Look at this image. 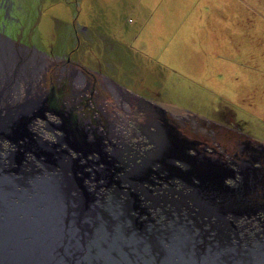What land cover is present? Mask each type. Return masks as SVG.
<instances>
[{
    "label": "water",
    "instance_id": "water-1",
    "mask_svg": "<svg viewBox=\"0 0 264 264\" xmlns=\"http://www.w3.org/2000/svg\"><path fill=\"white\" fill-rule=\"evenodd\" d=\"M163 120L166 133L179 138ZM24 121L0 120V139L25 149L5 155L0 147V264H264L263 143L247 139L238 161L192 157L196 166L181 168L189 173L183 191L172 183L185 174L174 165L185 157L180 146L168 157L155 142L133 164L120 148L107 155L98 145L85 164L81 157L94 148L74 149L72 157L61 143L36 138L27 123L21 131ZM59 131L74 145L88 141L73 122ZM166 170L176 176L163 178ZM211 170L215 177L205 174ZM207 181L220 199L207 197Z\"/></svg>",
    "mask_w": 264,
    "mask_h": 264
},
{
    "label": "rangeland",
    "instance_id": "rangeland-1",
    "mask_svg": "<svg viewBox=\"0 0 264 264\" xmlns=\"http://www.w3.org/2000/svg\"><path fill=\"white\" fill-rule=\"evenodd\" d=\"M235 1L0 0V39L19 54L40 57L45 63L41 69L44 83L41 79L37 83L44 92L39 93L41 108L51 106L53 92L56 100L59 98L56 105H63L60 90L63 92L64 76L69 70H84L99 73H95L99 79L111 80L118 95L130 97L136 112L148 105L137 98L149 101V113L141 116V128L151 131L149 134L157 132L155 121L162 125L163 118L178 116L174 127L179 138L174 136L177 144L172 142L171 151L178 146L185 151V157H176L174 165L187 170L196 166L192 157L198 156L202 162L207 152L196 143L193 149L189 143L181 144L185 140L208 139L224 144L231 136L241 137L242 142L251 138L264 144V43L259 46L243 38L241 31L251 30L255 21L240 22L224 9ZM250 43L259 50L256 55H249ZM70 59L76 67H64ZM12 63L6 66L12 67ZM61 74L64 76L60 78ZM63 107L59 109L64 114ZM56 115L48 114L47 118L50 125L60 127L62 122ZM37 118L34 122L40 127L42 118ZM206 130L213 131L214 141L210 133L204 134ZM37 132V138L49 145L59 142L76 157L68 144L57 139L62 135L57 128L52 136ZM89 137L95 139L96 135ZM145 137L149 151L155 142ZM109 151L112 155L113 147ZM130 156L123 154L124 159L136 164L145 158ZM183 172L180 180L174 178L172 183L178 190L187 191L182 182L189 173ZM170 175L176 176L174 171L166 170L162 177Z\"/></svg>",
    "mask_w": 264,
    "mask_h": 264
},
{
    "label": "flooded vegetation",
    "instance_id": "flooded-vegetation-1",
    "mask_svg": "<svg viewBox=\"0 0 264 264\" xmlns=\"http://www.w3.org/2000/svg\"><path fill=\"white\" fill-rule=\"evenodd\" d=\"M2 45L7 47V45L0 39V62L4 65V68H0L2 70H0V72L2 74L4 72V74L2 76L0 75V77H7V79H10L11 81L14 80L13 82L17 83V76L20 74V70L23 71L27 67H25V65H21L20 60H18L20 54L16 50L8 46L11 49L6 51L2 48ZM9 57L11 59L15 57L11 60V62H13V66L10 68L6 66V64L9 63L6 59H10ZM67 66L76 67V65L71 62V59L67 60L64 67ZM60 71L62 72L61 69ZM24 73L30 74L31 72L24 71ZM95 73L84 70H69L66 77L62 74L59 75V77L64 76V81L61 87L63 92L60 90L64 112L72 116V122L77 124L80 129H86L87 132H89L88 135L95 134L96 137L101 140V146L105 147L103 148L104 153L108 154L110 152L109 149L113 147V150L121 148L122 151L124 150V154H132L131 156L133 157H142L148 151L149 144L145 137L148 132H145L143 128H141V118L147 116L149 113L150 108H147L149 107V104L147 103L148 105H144L143 108L139 107L136 112L130 97L124 96L126 94L118 95L119 93L117 94L115 91L116 89H114L117 87L114 86V83L111 80L107 77L99 79L98 76H96V74L99 73ZM13 90L10 92L15 94L17 93L16 95L19 97L22 95H32L29 90L18 91L19 88ZM139 101L145 102L143 99H140ZM141 111L142 113L140 114L139 112ZM178 118V116H175L173 119L168 121L175 126V122ZM41 124L42 127H37L36 122H33V124L31 123L29 126V132L33 134L34 130L39 129L41 133H45V131L48 130V127H46L43 122H41ZM43 128H46V130ZM206 131L208 132H205L204 134L207 136L211 134L213 136L212 140L214 141L216 137L213 131ZM47 136L52 135L49 134ZM116 136L119 137L117 140H115ZM241 136L243 135L241 134ZM239 138L241 137L233 139V137L230 136L224 140V144L217 142L216 140L210 143L208 139L200 141L193 140V142L200 146L201 149L205 151L204 153L207 152L226 160H230L231 157H235L234 159L237 158L236 160H238L240 153L243 151L241 143L245 142H242L243 139L240 140ZM0 147H3L2 152H4L5 155L16 150L15 145L9 143L7 140L2 142L0 141ZM230 151L232 152L231 154H229ZM97 156H91L90 160H95Z\"/></svg>",
    "mask_w": 264,
    "mask_h": 264
},
{
    "label": "bare ground",
    "instance_id": "bare-ground-1",
    "mask_svg": "<svg viewBox=\"0 0 264 264\" xmlns=\"http://www.w3.org/2000/svg\"><path fill=\"white\" fill-rule=\"evenodd\" d=\"M2 48L4 50H6V51H8L9 49H11L9 47L6 48V46H3ZM14 58L15 57H13L12 59H14ZM12 59L11 58L10 59H6V61H11ZM18 60H20L21 65H25V67H27V68H25L23 71L20 70V74H18V76H17L18 77L17 78V83L16 82H13L14 80L11 81L10 79H7V77L6 78L5 77H0V86H1V88H0V120H2L3 118H6L7 117V118H11V122L13 124H16L17 121H18V117L20 119H24L25 121L23 123H20L19 124V127H20V130L21 131H23V128L25 130V127L27 128V131H28V127L31 125V123L33 124V122L36 120L35 118H37V117H38L37 120L40 119V118H42V120L41 119L40 120L43 123H45V126L46 127L53 128V129H56L57 128L58 131H59V128L60 127L68 125L69 122L71 123L72 121L70 120V118L73 119L71 115H70L71 116L70 118L67 115H65V113L63 115H61V116L59 115L61 112L63 113V111L60 110L59 108H56V107H58V105H56V104L58 102L57 100H59V99L56 100V96L54 95V92L50 96L51 106L50 107H47V108L46 107L41 108V106L43 104L42 94H44V92L41 89V87H38L37 83H38V81H41L42 80V82H44V80H45V77L42 75V71H41V69H43L45 67V63L43 61L41 62L40 57H35L34 59H32V58H29L26 54H22L20 52V55H19V59ZM3 66H4L3 63L0 62V68H4ZM24 71L25 72H29L30 71L31 73L30 74L29 73L28 74H25ZM3 74H4V72H3ZM3 74L0 72V75L1 76ZM75 81H77V80H75ZM42 82H41V84H42ZM18 88H19L18 91L29 90L30 93L32 94V97L31 98H30V96L19 97L18 95H16L17 93L15 94L13 92H10L11 90L18 89ZM36 93H38V94H36ZM39 93H42V94L39 95ZM34 98L35 99L38 98V101H35V102L32 101V99H34ZM59 106H60V104H59ZM62 106L63 105L60 106L61 109H62ZM35 109H37L38 111L37 112H32ZM55 109H58L59 111H56L55 112ZM54 112L58 114L56 116H59L60 117V121L62 122V124H61L60 127L59 126H55L54 127V126H52V125L49 124V122H51V120H49L47 118L48 117V114L49 115H53L54 114V116H55V113ZM29 119H30V121H29ZM155 122L157 123V127H156L157 132L155 134L154 133H150V134H154V135L151 136L152 137V140L151 141L156 142L158 145L160 144V146L164 150V152L168 153V151H171V149H172V142L173 143L174 142L177 143V140L172 135L167 134L168 132L166 133L165 129L162 127L163 124L161 125L159 122H157V121H155ZM24 124H26L25 127H24ZM28 124H29V126H28ZM37 127H39V126L37 125ZM153 127H154V125H153ZM43 129L46 130V128H43ZM145 130L148 133L151 132V131H149L147 129H145ZM38 131H39V129H38ZM51 132L52 131H50L49 129L45 131V133H47V134H49V133L51 134ZM37 133H38L37 130H34V133L33 134H34L35 137L36 136L38 137V134ZM57 139H59L60 142H63L64 141L63 142L64 145L65 144L66 145L68 144L67 146L70 147V149L74 152L75 155L77 154L76 150L78 152H86L87 150L88 151L89 150H93V148H94V152H92V153H93V155H95L94 154L95 153V150L96 149L97 150L99 149L98 148V145L101 146L100 139L98 137H96L95 139H91V137H89V135L87 136V140L88 141H87L86 144H83L82 143V144L74 145L69 140H67V139H65L63 137H60V136ZM249 139L252 140L251 138H249ZM0 141L1 142L2 141H6V139H0ZM14 141L15 140L11 141V140L8 139V142L11 143V144H13V145H15L16 149H21V151H24L25 150L24 148H22V144L21 143L20 144H16ZM252 141H254V140H252ZM1 148H3V147H1ZM102 148H105V147H102ZM31 149L34 150L33 148H31ZM74 149H76V150H74ZM186 151H188V150H186ZM107 155H111V151ZM128 156H130V155H128ZM130 157H132V156H130ZM81 159H82V162L88 163L90 161V156L87 158L88 160L85 159V158H82V157H81ZM30 164H32L34 167H38V163L35 164V163L32 162ZM133 164H135V163H133ZM232 164L233 163H230V165H232ZM39 165H40V163H39ZM205 174H208L210 177H215V173L212 170L211 171H205ZM207 183L209 184L208 187H207V190H206L207 191V197L208 198L215 199L214 198V196H215L216 198H219L220 199V197H219V194L220 193L218 192V190H219L218 187L216 185H214L212 182L207 181ZM243 185H244V183H243ZM228 195L231 198L232 197H235V192L231 190V191L228 192ZM234 226H237L238 227L239 224L238 223H235Z\"/></svg>",
    "mask_w": 264,
    "mask_h": 264
},
{
    "label": "crops",
    "instance_id": "crops-1",
    "mask_svg": "<svg viewBox=\"0 0 264 264\" xmlns=\"http://www.w3.org/2000/svg\"><path fill=\"white\" fill-rule=\"evenodd\" d=\"M224 9L240 22L254 20L255 24L251 30L241 31L242 34L244 33L243 38H248L259 46L264 43V0H250L249 2L237 0V2H232L230 5L226 4ZM231 10L233 13H231ZM251 46L252 49L250 51L252 52L249 55H256L259 50H257L254 44H251Z\"/></svg>",
    "mask_w": 264,
    "mask_h": 264
}]
</instances>
